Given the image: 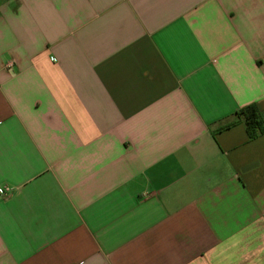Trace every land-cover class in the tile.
Listing matches in <instances>:
<instances>
[{
	"label": "crops",
	"instance_id": "1",
	"mask_svg": "<svg viewBox=\"0 0 264 264\" xmlns=\"http://www.w3.org/2000/svg\"><path fill=\"white\" fill-rule=\"evenodd\" d=\"M264 0H0V264H264Z\"/></svg>",
	"mask_w": 264,
	"mask_h": 264
},
{
	"label": "trees",
	"instance_id": "2",
	"mask_svg": "<svg viewBox=\"0 0 264 264\" xmlns=\"http://www.w3.org/2000/svg\"><path fill=\"white\" fill-rule=\"evenodd\" d=\"M237 115L245 123L250 139L256 138L264 133V120L258 108L254 105L241 108Z\"/></svg>",
	"mask_w": 264,
	"mask_h": 264
},
{
	"label": "built area",
	"instance_id": "3",
	"mask_svg": "<svg viewBox=\"0 0 264 264\" xmlns=\"http://www.w3.org/2000/svg\"><path fill=\"white\" fill-rule=\"evenodd\" d=\"M0 192L2 193V192H4V190L0 188Z\"/></svg>",
	"mask_w": 264,
	"mask_h": 264
}]
</instances>
